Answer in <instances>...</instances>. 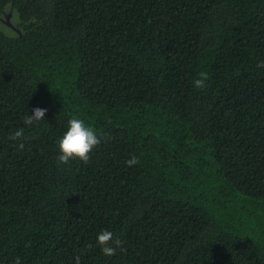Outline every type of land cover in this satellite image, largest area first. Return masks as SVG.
<instances>
[{"label":"trees","instance_id":"16d2710c","mask_svg":"<svg viewBox=\"0 0 264 264\" xmlns=\"http://www.w3.org/2000/svg\"><path fill=\"white\" fill-rule=\"evenodd\" d=\"M262 61L264 0H0V264H264Z\"/></svg>","mask_w":264,"mask_h":264},{"label":"clouds","instance_id":"9594fccd","mask_svg":"<svg viewBox=\"0 0 264 264\" xmlns=\"http://www.w3.org/2000/svg\"><path fill=\"white\" fill-rule=\"evenodd\" d=\"M257 67L264 68V61L260 62ZM209 75L207 72H200L199 78L194 80V86L197 89H204L206 87V81ZM32 115L24 117V124L31 125L35 122L44 120L47 109L35 108L32 110ZM24 137V129L20 128L10 135V139L19 140ZM101 143L100 136L96 130L88 125L83 119L73 117L68 121L67 131L63 134L59 140V152L57 157L58 163L69 164L72 160H80L87 163L90 160V154ZM23 149L24 145H19ZM129 167L138 163V159L133 156L126 161ZM97 242L101 248V251L105 256H113L116 254L117 249L123 250V241L114 236V233L110 230H102L97 237ZM114 245V246H113ZM90 248L91 245H88ZM15 264H22L20 257H16ZM76 264H80V257H76Z\"/></svg>","mask_w":264,"mask_h":264},{"label":"water","instance_id":"95a60500","mask_svg":"<svg viewBox=\"0 0 264 264\" xmlns=\"http://www.w3.org/2000/svg\"><path fill=\"white\" fill-rule=\"evenodd\" d=\"M10 17H11V14L7 16V25L10 26L11 28L15 29V27L10 23Z\"/></svg>","mask_w":264,"mask_h":264}]
</instances>
